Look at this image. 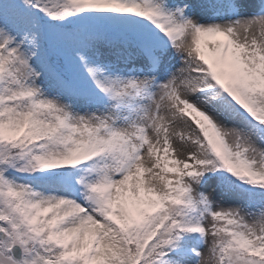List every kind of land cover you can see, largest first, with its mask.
Returning <instances> with one entry per match:
<instances>
[{"label":"snow or ice","instance_id":"snow-or-ice-1","mask_svg":"<svg viewBox=\"0 0 264 264\" xmlns=\"http://www.w3.org/2000/svg\"><path fill=\"white\" fill-rule=\"evenodd\" d=\"M0 264H264V0H0Z\"/></svg>","mask_w":264,"mask_h":264}]
</instances>
